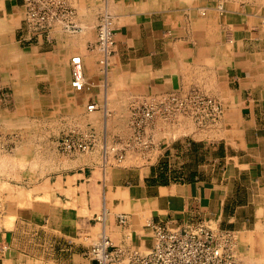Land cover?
<instances>
[{
  "label": "crops",
  "instance_id": "0c3cea01",
  "mask_svg": "<svg viewBox=\"0 0 264 264\" xmlns=\"http://www.w3.org/2000/svg\"><path fill=\"white\" fill-rule=\"evenodd\" d=\"M67 1L74 33L35 32L23 0H0V120L14 107L69 112L74 92L98 112L127 115L135 97L191 88L220 100L224 114L204 131L187 118L158 119L152 149H130L122 162L98 149L70 158L68 171L52 174L0 227V264H97V237L153 247L150 221L234 230L239 264H264V0ZM104 15L115 21L106 64L98 45ZM77 55L86 75L80 92L71 86ZM127 125L112 122L103 138L109 143Z\"/></svg>",
  "mask_w": 264,
  "mask_h": 264
},
{
  "label": "built area",
  "instance_id": "2783aa9c",
  "mask_svg": "<svg viewBox=\"0 0 264 264\" xmlns=\"http://www.w3.org/2000/svg\"><path fill=\"white\" fill-rule=\"evenodd\" d=\"M24 18L29 28L35 32L49 31L61 26L65 31L74 33L79 29L76 22V10L67 0H23ZM115 21L110 15H104L98 26V45L103 51L104 64L111 54ZM71 86L76 92L84 89L86 75L84 62L80 55L72 58ZM92 102L87 111L97 110ZM132 129L135 145L148 149L151 138L150 128L158 119L177 122L179 118H188L198 129L217 126L224 114L223 106L217 98L204 94L198 88L184 93L175 92L157 98L144 106L133 108ZM150 139V140H149ZM62 147L68 152L89 151L91 137L83 140H62ZM145 145V146H144ZM127 152L117 155L122 162ZM124 221V219H121ZM153 232L154 245L149 249L127 248L114 244L103 236L91 249V257L97 264H239L240 252L238 234L234 230L214 228L204 222L188 225L182 229L148 222Z\"/></svg>",
  "mask_w": 264,
  "mask_h": 264
},
{
  "label": "rangeland",
  "instance_id": "374dc122",
  "mask_svg": "<svg viewBox=\"0 0 264 264\" xmlns=\"http://www.w3.org/2000/svg\"><path fill=\"white\" fill-rule=\"evenodd\" d=\"M72 96L73 102L69 112H52V108L46 107L47 110L41 113L36 112L38 107L34 105L22 108L20 113H15L14 107L11 113L5 114V119L0 120V227L9 226L8 221L14 215L11 212L15 211L16 214L18 207L29 205L30 203L28 204L23 198L30 202L34 195H37L34 192L38 190V186H45L43 183L49 180L52 174L68 171L70 158L98 149L103 155L109 154L108 156H114L117 160V155L121 151L125 153L130 149L138 150L143 147L135 145V134L132 129L133 108L149 104L156 100V97H135L130 101L127 115L124 113L114 115L98 111L90 113L86 110L88 104L82 105L75 92ZM188 120L197 130L193 121ZM112 122L118 125L127 122L129 126L127 125L126 130L113 129L112 134L109 131L111 141L108 143L103 137L104 132L108 130L107 125ZM208 129L210 128L201 131ZM67 137L76 141L91 137V149L86 152H68L61 144ZM119 143L123 144L119 145ZM151 149L152 144L145 150ZM180 160L173 158L174 171L180 170ZM43 189L47 188L42 187L41 191ZM97 239L99 240V237L92 242L95 243Z\"/></svg>",
  "mask_w": 264,
  "mask_h": 264
},
{
  "label": "bare ground",
  "instance_id": "6f19581e",
  "mask_svg": "<svg viewBox=\"0 0 264 264\" xmlns=\"http://www.w3.org/2000/svg\"><path fill=\"white\" fill-rule=\"evenodd\" d=\"M1 22V21H0ZM6 22V21H5ZM10 25V24H9ZM1 29V28H0ZM3 29V28H2ZM6 29H8V28H6ZM5 30V29H4ZM81 31V30H80ZM7 34V33H6ZM4 36H5V34H4ZM3 36V37H4ZM12 36V35H11ZM2 38V37H1ZM3 40V39H2ZM9 42H11V41H9ZM1 43V42H0ZM6 43V42H5ZM4 46V45H3ZM5 51V50H4ZM5 53V52H4ZM81 56V55H80ZM66 70V69H65ZM118 74V73H117ZM17 84H18V82H17ZM130 89V88H129ZM24 90V89H23ZM26 90V89H25ZM24 98V97H23ZM98 106V105H97ZM87 110V109H86ZM97 110H98V108H97ZM97 110H94V111H91L90 113H92V112H95V111H97ZM3 115V114H2ZM5 116V115H4ZM3 116V117H4ZM2 117V116H1ZM5 119V118H4ZM11 120V119H10ZM17 120V119H16ZM19 120V119H18ZM7 126V125H6ZM18 126V125H17ZM75 177V176H74ZM42 187V186H41ZM46 188H48L47 187V185L45 186ZM44 188V187H43ZM30 194V193H29ZM29 194H27V195H29ZM49 196V195H48ZM47 196V197H48ZM39 197V196H38ZM30 198V197H29ZM37 198V197H36ZM44 198H46V197H44ZM25 199V198H24ZM23 201V200H22ZM12 202V201H11ZM12 205V204H11ZM15 205V204H14ZM14 205H12V206H14ZM19 205H20V203H19ZM85 212V211H84ZM83 213V212H82ZM12 214V213H11ZM16 215V214H15ZM11 216V215H10ZM12 219V218H11ZM7 224V223H6ZM9 224H10V222H9Z\"/></svg>",
  "mask_w": 264,
  "mask_h": 264
}]
</instances>
